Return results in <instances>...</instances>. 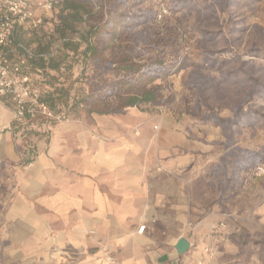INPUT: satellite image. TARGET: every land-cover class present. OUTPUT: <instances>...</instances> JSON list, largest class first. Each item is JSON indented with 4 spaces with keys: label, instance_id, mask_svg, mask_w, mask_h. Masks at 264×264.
Returning a JSON list of instances; mask_svg holds the SVG:
<instances>
[{
    "label": "crops",
    "instance_id": "crops-1",
    "mask_svg": "<svg viewBox=\"0 0 264 264\" xmlns=\"http://www.w3.org/2000/svg\"><path fill=\"white\" fill-rule=\"evenodd\" d=\"M13 113L0 97V264H264V203L206 208L213 160L167 115L157 126L133 109L81 112L18 129ZM217 222L227 237H211Z\"/></svg>",
    "mask_w": 264,
    "mask_h": 264
},
{
    "label": "trees",
    "instance_id": "trees-1",
    "mask_svg": "<svg viewBox=\"0 0 264 264\" xmlns=\"http://www.w3.org/2000/svg\"><path fill=\"white\" fill-rule=\"evenodd\" d=\"M48 1L52 10L43 17L42 24L34 29L15 26L4 49L23 45L37 55L27 58L23 71L34 85L47 89L44 101L50 109L64 107L69 114L78 116L82 111L110 114L163 103L165 81L182 70L184 58L180 44L173 48L174 52L167 51L154 42L155 36L147 30L132 32L155 17V11L144 7L149 0ZM261 1L175 2L179 10L194 11L197 15V36H190L196 37L203 55V65L189 80L197 100L192 108L187 107V113L200 122L213 123L223 136L220 144L225 152L207 174L206 208L215 205L229 211L227 205L245 191L252 169L264 166V142L258 148L239 147L235 142L241 129L252 128L264 120V109L257 107V102L264 101V65H255L239 55L230 59L220 56L230 52L232 44L239 41L245 42L243 56L264 57V25L249 27L243 14ZM218 13L225 15L221 26L217 25ZM125 33L129 34L126 38L122 37ZM55 45L58 48L54 56H39L50 53ZM17 51L9 54L14 62L24 55L20 48ZM205 67L217 76L199 72ZM110 100L115 101L113 107L92 108L94 104L107 105ZM87 105V111L79 110ZM224 109L228 112L226 117L220 114ZM21 153L30 162L27 143L21 144Z\"/></svg>",
    "mask_w": 264,
    "mask_h": 264
},
{
    "label": "rangeland",
    "instance_id": "rangeland-1",
    "mask_svg": "<svg viewBox=\"0 0 264 264\" xmlns=\"http://www.w3.org/2000/svg\"><path fill=\"white\" fill-rule=\"evenodd\" d=\"M160 1L161 0H149L144 5V7H149L152 12L155 11V17H153V19L151 18L148 25L140 26L134 29L132 32L136 34L137 32L144 29L147 30L148 34H152L155 36L154 42L157 43L161 48L165 50L167 49V51L174 52L173 48H177V46H179L180 44L182 50L180 55L182 58H184L182 60L183 68L180 72L170 76L165 81V87L162 90V96L165 100L161 105L144 108H126L118 112L130 109L142 113L146 112L148 115L151 114L152 118H155L157 120V126H160L162 116L167 115L173 124L180 126L186 131V136L188 137V139L195 143H201L202 149H205V151L200 152L201 159L204 162L213 160V164H211L212 166L218 163L220 157L225 152L223 146L220 144V142L223 140L222 132L219 128L215 127L213 123L200 122L189 114V108H192L197 100L190 89L189 80L190 77L196 71H198L197 67L203 65V55L202 51L197 47L196 37L190 36V33L197 36V33L195 31L197 15L194 11H189L186 9L179 10L175 3L176 0H162L166 5L168 14L161 21H158L156 19V13ZM238 13L242 15L241 12ZM243 14L246 18V24L249 27L255 24L264 25V0L255 3L251 11L245 10ZM217 17V25L221 26L225 21V15L222 13H218ZM217 25L215 26V28L217 27ZM52 27L53 26H48V28L50 29ZM128 36L129 34L125 33L122 37L126 38ZM24 39L26 40V42L29 41L28 37H25ZM244 44L245 42L240 43L239 41H236L232 44V49L230 52L221 53L220 56L230 59L235 58L239 55L242 56L243 59L248 60L249 62H253V64L255 65H264V57L254 58L243 56L242 51ZM190 51H193L194 54L191 55ZM199 72L205 75L208 74L211 76H217L214 71L207 69V67H205V69H201ZM114 105L115 101L110 100L107 105L94 104L92 105V108L103 110L108 109L110 106L113 107ZM88 107H90V105L80 107L79 110L87 111ZM187 107H189L188 110ZM257 107L264 109V101L257 102ZM220 114L222 117H226L228 115V112L226 109H224L220 111ZM235 142L239 147L258 148L257 145L264 142V120L256 123L252 128L241 129L240 133L235 136ZM211 166L208 169L209 173L211 172ZM244 188H246L245 191L242 192L240 197L231 202L232 204L240 201L242 199L241 196H250L252 198L250 204H248V207L252 205V209L257 205L264 203L263 179L260 181H251L250 186L247 185ZM257 189H260L262 193L257 192ZM204 197L205 199H208L207 194ZM218 211L224 214L228 213V211H224V209H221L219 207ZM219 223L221 222H217L214 224L219 225ZM225 229L219 233L220 237H227Z\"/></svg>",
    "mask_w": 264,
    "mask_h": 264
},
{
    "label": "built area",
    "instance_id": "built-area-1",
    "mask_svg": "<svg viewBox=\"0 0 264 264\" xmlns=\"http://www.w3.org/2000/svg\"><path fill=\"white\" fill-rule=\"evenodd\" d=\"M161 1L156 13L158 21L168 14L166 5ZM51 10L52 3L48 0H0V97L7 98L12 103L14 107L12 122L13 126L18 129H24L36 121L43 120L60 124L70 120V115L64 107H59L57 111L49 108L44 101L47 89L34 85L29 75L24 73L23 69L27 66V58H34L37 55L23 45L9 50L4 49L15 26L26 25L30 29L37 28L42 24L43 17ZM19 48L24 55L14 62L9 54H16ZM57 48L58 45H55L50 53L39 56L45 59L54 56ZM262 179L264 181V166L258 165L247 176L245 186H250L251 181ZM257 192L262 193L260 189H257ZM223 216L229 217L228 215ZM225 228L226 225L222 222L219 225H212L210 227L211 237H218ZM143 230L144 226L138 228L137 233L141 234ZM206 253L210 259L214 258L215 246H208Z\"/></svg>",
    "mask_w": 264,
    "mask_h": 264
},
{
    "label": "water",
    "instance_id": "water-1",
    "mask_svg": "<svg viewBox=\"0 0 264 264\" xmlns=\"http://www.w3.org/2000/svg\"><path fill=\"white\" fill-rule=\"evenodd\" d=\"M188 246V242L183 238L178 239L176 243V249L179 254H182L188 248Z\"/></svg>",
    "mask_w": 264,
    "mask_h": 264
}]
</instances>
